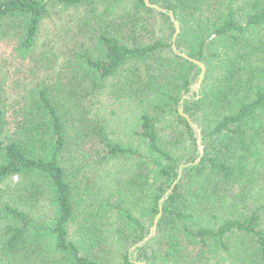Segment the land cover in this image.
Here are the masks:
<instances>
[{
	"label": "trees",
	"instance_id": "trees-1",
	"mask_svg": "<svg viewBox=\"0 0 264 264\" xmlns=\"http://www.w3.org/2000/svg\"><path fill=\"white\" fill-rule=\"evenodd\" d=\"M150 3L167 13L146 0H0V47L20 60L35 53L53 8L80 12L82 44L70 65L86 95L136 109L126 141L102 128L97 144L81 146L86 164L122 165L114 186L86 203L73 179L83 160L74 157L73 167L67 159L69 114L43 86L10 120L0 82V186L17 179L21 194L0 205V264H134L129 251L150 234L180 166L201 155L198 134L179 113L201 69L173 51L170 12L181 28L177 49L207 68L200 92L184 102L203 152L164 202L137 260L264 264V0ZM34 203L50 215L35 216ZM115 244L119 258L105 260L99 249Z\"/></svg>",
	"mask_w": 264,
	"mask_h": 264
},
{
	"label": "rangeland",
	"instance_id": "rangeland-1",
	"mask_svg": "<svg viewBox=\"0 0 264 264\" xmlns=\"http://www.w3.org/2000/svg\"><path fill=\"white\" fill-rule=\"evenodd\" d=\"M80 17L81 13L76 9H64L62 6L53 8L50 17L43 23L35 53L28 60L11 57L10 49L5 46L6 43L2 45L0 47V82L8 98L6 107L10 120L13 118L11 110L14 107L19 108L36 93L39 87L43 86L50 88L61 108L69 114L71 128L68 131L67 159L69 166L73 167L74 157H77L78 162L83 160L80 166L81 171L75 172L73 179L79 184L77 191L82 193V196L84 192L86 203H88L95 199V197L90 198V194L101 195L114 186L113 177L122 165L117 163L98 169L90 164L89 160L86 164L87 158L81 153L86 147L81 146L97 144L99 131L102 128H106L110 138H122L126 141L127 132L136 116V109L108 94L102 97L86 95L88 91L86 82L80 78L77 71L72 70L73 65H70L78 61L77 55L82 44V39L79 37L82 31L81 24L78 22ZM200 152L202 154L203 147ZM17 182V179L8 180L0 186V205L8 201L12 202L13 199L17 201L20 199L21 194L16 188ZM32 205L31 213L35 216L43 218L50 215L45 203ZM81 207L83 209L85 205ZM153 224L150 225V231ZM104 246L99 249V252L105 260L113 261L119 258L121 251H117L116 244L111 247ZM136 250L129 251L132 262L145 264L137 260ZM200 264H223V262L219 257L211 256L210 260H202Z\"/></svg>",
	"mask_w": 264,
	"mask_h": 264
},
{
	"label": "water",
	"instance_id": "water-1",
	"mask_svg": "<svg viewBox=\"0 0 264 264\" xmlns=\"http://www.w3.org/2000/svg\"><path fill=\"white\" fill-rule=\"evenodd\" d=\"M146 5L149 7V8H153L155 9L156 11L158 12H161V13H167L166 10H163L161 7H159L158 5L156 4H151L150 3V0H146ZM169 16H170V19L171 21L174 23V26H175V29H176V32L174 34V37H173V45H172V48H173V51L180 57L192 62L193 64L197 65L200 69H201V74L199 76V79L198 81L194 84L193 88H192V91L190 92V94H187L185 95L181 102H180V108H179V113L182 117H184L187 122L189 123L190 127L193 129V131L198 134V144L200 146V149L202 148V141H201V133H200V130H199V127L194 124L192 122V120L190 119V117L184 112V102L186 99H189L190 98V95H192L193 93H199V88L205 78V75H206V66L205 64H203L202 62L196 60V59H193V58H190L187 54L185 53H182L181 51H179L176 47V39L178 37V35L180 34L181 32V28H180V23L176 20L175 18V15L173 12H170L168 13ZM201 158H202V154L200 155V157L195 161V162H190V163H187V164H183L180 166L179 168V174H178V178L177 180L173 183V185L168 189V191L166 192V194L164 195L163 198H161V200L159 201V213L158 215L156 216L155 218V221H154V224H153V227L150 231V234L145 238V240H143L142 242L136 244L133 248H132V251L135 250V249H138L142 246H144L145 244H147L150 239L156 234L157 232V229H158V224H159V221L163 215V204L164 202L172 195V193L174 192V189L176 188V186L179 184V182L181 181L182 179V176H183V173H184V170L188 167H192V166H195V165H198L199 162L201 161ZM131 252V251H130ZM134 264H141L140 262H133Z\"/></svg>",
	"mask_w": 264,
	"mask_h": 264
}]
</instances>
